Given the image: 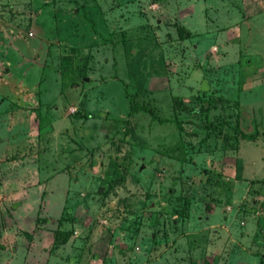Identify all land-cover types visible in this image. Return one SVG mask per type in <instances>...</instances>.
<instances>
[{
    "label": "rangeland",
    "instance_id": "374dc122",
    "mask_svg": "<svg viewBox=\"0 0 264 264\" xmlns=\"http://www.w3.org/2000/svg\"><path fill=\"white\" fill-rule=\"evenodd\" d=\"M0 264H264V0H0Z\"/></svg>",
    "mask_w": 264,
    "mask_h": 264
},
{
    "label": "water",
    "instance_id": "95a60500",
    "mask_svg": "<svg viewBox=\"0 0 264 264\" xmlns=\"http://www.w3.org/2000/svg\"><path fill=\"white\" fill-rule=\"evenodd\" d=\"M206 88H207L206 84H205V83H202V85H201V89H202V90H205Z\"/></svg>",
    "mask_w": 264,
    "mask_h": 264
}]
</instances>
